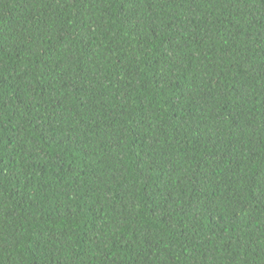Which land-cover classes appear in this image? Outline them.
Returning a JSON list of instances; mask_svg holds the SVG:
<instances>
[{"label": "trees", "instance_id": "trees-1", "mask_svg": "<svg viewBox=\"0 0 264 264\" xmlns=\"http://www.w3.org/2000/svg\"><path fill=\"white\" fill-rule=\"evenodd\" d=\"M0 264H264V0H0Z\"/></svg>", "mask_w": 264, "mask_h": 264}]
</instances>
